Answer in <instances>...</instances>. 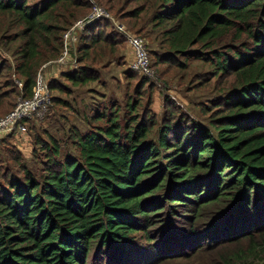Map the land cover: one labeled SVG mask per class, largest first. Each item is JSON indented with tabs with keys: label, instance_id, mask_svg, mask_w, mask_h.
<instances>
[{
	"label": "trees",
	"instance_id": "16d2710c",
	"mask_svg": "<svg viewBox=\"0 0 264 264\" xmlns=\"http://www.w3.org/2000/svg\"><path fill=\"white\" fill-rule=\"evenodd\" d=\"M104 3L127 9L128 23L143 24L135 32L152 33L168 62L198 57L230 76L232 89L214 103L209 129L179 118L153 139L155 123L137 119L136 103L123 121L116 108L97 110L95 131L68 137L75 156L48 136L35 142L37 176L0 147L11 162L0 160V264H163L196 252L204 264H264V0ZM89 6L0 0V40L17 42L12 70L21 80L18 94L0 93V116L13 96L30 97L38 68L59 56L61 35ZM104 21L81 32L83 58ZM62 77L72 86L95 78L85 68Z\"/></svg>",
	"mask_w": 264,
	"mask_h": 264
},
{
	"label": "rangeland",
	"instance_id": "374dc122",
	"mask_svg": "<svg viewBox=\"0 0 264 264\" xmlns=\"http://www.w3.org/2000/svg\"><path fill=\"white\" fill-rule=\"evenodd\" d=\"M28 1L32 3L37 0ZM86 1L90 5L87 14L95 6L110 17L102 24H95L96 30L92 34L89 32L88 38L98 39L97 46H93L87 58H83V54L77 51L82 30L73 45L71 63L64 66L53 65L56 58L38 68L34 77L36 78L40 73L44 76L47 85L51 83V89H47L50 103L39 117L22 121L21 129L17 133H12L7 140H3L4 146L0 144L4 151L7 147L15 149L35 176L40 174L42 157L35 149V142L47 140L45 136H48L58 142L61 153L75 156L68 137L74 132L95 131L92 128L95 124H90L89 120L97 110L109 111L116 108L119 112L118 117L122 114L123 121L128 116L125 111L126 104L136 103L137 119H147L155 123L149 134V138L153 139L159 126L177 123L179 118L209 129V122L214 119V103L232 89L230 76H215L212 74V68L198 57L191 56L186 60L178 57L176 63L168 62L164 55L162 57V50L154 42L152 33L145 30L140 34L135 32L145 27L143 24L138 23L134 28V21L131 25L128 23L129 20L125 18L127 9L122 10L121 7L120 13L117 14V7L105 4V0H100L101 4L96 0ZM109 5H112L113 9H108ZM87 14L78 18L73 24ZM116 27L121 31L118 32ZM124 32L135 35L144 44L149 62L147 74H138L129 69L131 55L122 35ZM11 33H15L14 27L8 29L7 35ZM113 36L122 41L121 46H115ZM88 38L83 41L86 45L89 43ZM105 38L109 41H104ZM16 47L17 42L6 44V41L0 40V61L4 64L0 69L2 95H8L13 91L18 94L21 88L18 86L21 85V80L12 70V52ZM195 48L197 47H192L190 50ZM79 68H85L87 74H93L95 78L92 82L72 86L62 76L71 71H78ZM13 99L12 110L17 103L27 98L23 99L16 95ZM12 110L1 115L0 119ZM2 154L0 153V160L10 165L11 162L6 161L8 154L1 156ZM205 260L206 255L196 252L163 264H204Z\"/></svg>",
	"mask_w": 264,
	"mask_h": 264
},
{
	"label": "built area",
	"instance_id": "2783aa9c",
	"mask_svg": "<svg viewBox=\"0 0 264 264\" xmlns=\"http://www.w3.org/2000/svg\"><path fill=\"white\" fill-rule=\"evenodd\" d=\"M107 19H110V17L106 12L99 7L93 6L83 19L74 23L69 30L62 34L60 53L52 64L64 66L67 63H71L73 45L78 39V33L93 22ZM116 29L118 32L121 31L117 27ZM122 35L125 38L126 48L131 55L129 69L138 74H147L149 72V62L144 44L132 34L124 32ZM18 86L20 87L21 85L18 84ZM47 89L44 76L38 73L31 88L30 97L17 103L10 113L0 119V140L10 136L12 133H17L21 129L20 123L22 121L37 118L46 111L50 103Z\"/></svg>",
	"mask_w": 264,
	"mask_h": 264
}]
</instances>
